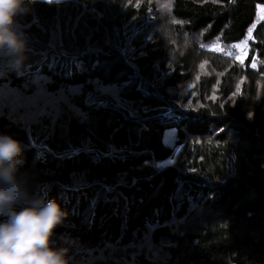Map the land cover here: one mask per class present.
I'll return each mask as SVG.
<instances>
[{"label":"trees","instance_id":"16d2710c","mask_svg":"<svg viewBox=\"0 0 264 264\" xmlns=\"http://www.w3.org/2000/svg\"><path fill=\"white\" fill-rule=\"evenodd\" d=\"M260 6L174 0L170 25L155 0H24L13 31L25 60L16 70L0 57V86L30 92L46 78V92L69 101L31 123L1 112L0 135L22 147L10 171L66 213L50 246L68 264L107 245L113 259L87 264L123 253L135 264H264ZM248 36L242 62L207 47Z\"/></svg>","mask_w":264,"mask_h":264},{"label":"clouds","instance_id":"9594fccd","mask_svg":"<svg viewBox=\"0 0 264 264\" xmlns=\"http://www.w3.org/2000/svg\"><path fill=\"white\" fill-rule=\"evenodd\" d=\"M157 10L170 25L179 21L172 16L174 0H155ZM24 0H0V57L7 66L20 69L25 60V45L13 31L14 18L25 11ZM167 36L168 33L166 32ZM175 44L176 40H171ZM190 45L184 33L183 47ZM22 151L21 145L6 135H0V264H68L65 251L50 246L54 229L66 213L55 200L46 203L38 195L30 194L24 181L10 171ZM24 205L20 211L14 206Z\"/></svg>","mask_w":264,"mask_h":264},{"label":"rangeland","instance_id":"374dc122","mask_svg":"<svg viewBox=\"0 0 264 264\" xmlns=\"http://www.w3.org/2000/svg\"><path fill=\"white\" fill-rule=\"evenodd\" d=\"M259 20H264V7L260 6L257 9ZM252 28L249 30V34ZM249 36L243 41L233 44V45H223L220 41L216 40L212 44H210L208 49L214 50L216 52H221L228 56H233L238 61H244L247 52V44H248ZM48 83L46 78H33L31 86L33 87L32 91L27 92V86H23V90H18L14 88H10L9 86H0V113H6L8 115H14L17 119H20L26 123H31L36 117L40 115L47 114L50 109L59 110V101H67V94L64 92H60L64 94V96L53 97L50 93H47L45 87ZM97 89L102 93V95H109L113 97H117V92L112 87H103L99 84H95ZM68 94L74 95L77 92L73 90H68ZM25 123V124H26ZM162 142L165 146L172 147L174 144V133L172 131H166L162 135ZM178 148L176 149V151ZM172 159H167L166 161L159 163V166L170 165L173 162ZM147 247L143 246L142 248L145 250L146 255L151 256L152 259L156 260L157 255L152 246L146 243ZM120 248V247H119ZM118 250L112 245H107L99 251L95 252L91 255L88 254L79 264H84L91 259L93 261L104 259L110 256H115ZM115 263H127V264H135V262L126 261L125 254L123 253L120 257L115 259Z\"/></svg>","mask_w":264,"mask_h":264},{"label":"bare ground","instance_id":"6f19581e","mask_svg":"<svg viewBox=\"0 0 264 264\" xmlns=\"http://www.w3.org/2000/svg\"><path fill=\"white\" fill-rule=\"evenodd\" d=\"M162 251V250H161ZM162 253V252H161ZM164 253V252H163Z\"/></svg>","mask_w":264,"mask_h":264}]
</instances>
